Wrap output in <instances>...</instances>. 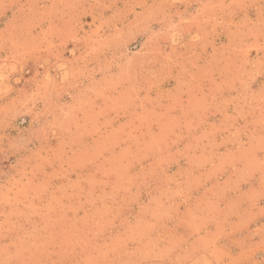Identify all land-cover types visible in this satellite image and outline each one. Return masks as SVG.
I'll use <instances>...</instances> for the list:
<instances>
[{
  "label": "rangeland",
  "instance_id": "1",
  "mask_svg": "<svg viewBox=\"0 0 264 264\" xmlns=\"http://www.w3.org/2000/svg\"><path fill=\"white\" fill-rule=\"evenodd\" d=\"M0 264H264V0H0Z\"/></svg>",
  "mask_w": 264,
  "mask_h": 264
}]
</instances>
